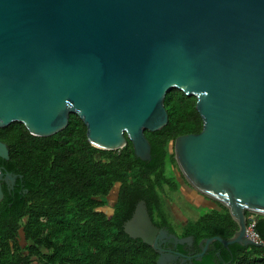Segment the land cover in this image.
<instances>
[{"label": "water", "instance_id": "95a60500", "mask_svg": "<svg viewBox=\"0 0 264 264\" xmlns=\"http://www.w3.org/2000/svg\"><path fill=\"white\" fill-rule=\"evenodd\" d=\"M173 88L197 96L204 120L176 138L179 167L239 224L203 238L197 256L215 240L263 244L247 235L246 210L264 214V0H0V128L18 120L50 135L76 112L93 145L130 138L151 159L145 130L168 123ZM18 176L0 166V201ZM124 228L159 252L156 264L181 254L164 240L194 241L157 225L144 199Z\"/></svg>", "mask_w": 264, "mask_h": 264}, {"label": "trees", "instance_id": "16d2710c", "mask_svg": "<svg viewBox=\"0 0 264 264\" xmlns=\"http://www.w3.org/2000/svg\"><path fill=\"white\" fill-rule=\"evenodd\" d=\"M197 100L180 88L167 91L169 121L157 130H145L152 146L151 159L146 160L135 154L130 138L120 148L93 145L87 124L76 112L66 127L50 135L33 134L18 120L1 127L10 157H0V166L19 176L14 187L3 183L0 264H156L159 252L142 238L131 237L124 223L144 199L153 221L177 233L166 192L181 186L174 172L180 168L176 138L203 128ZM206 197L217 205L177 233L193 235L197 247L205 237L230 238L239 228L224 203ZM246 214L248 225L250 215H256L255 230L264 239V214ZM209 249L210 256L196 264H213L218 250L219 264H264V243L225 246L215 240Z\"/></svg>", "mask_w": 264, "mask_h": 264}, {"label": "rangeland", "instance_id": "374dc122", "mask_svg": "<svg viewBox=\"0 0 264 264\" xmlns=\"http://www.w3.org/2000/svg\"><path fill=\"white\" fill-rule=\"evenodd\" d=\"M179 169L178 167H174V172L177 178L180 179L181 186L175 191L167 190L166 192L169 215L177 227L178 234L184 228L185 223L197 219L201 214L209 212L213 206L217 205L212 199L207 198L205 194L187 183L184 177L181 176ZM111 198L113 199V195H111ZM106 209L109 210L110 208L106 207Z\"/></svg>", "mask_w": 264, "mask_h": 264}, {"label": "flooded vegetation", "instance_id": "af4514ba", "mask_svg": "<svg viewBox=\"0 0 264 264\" xmlns=\"http://www.w3.org/2000/svg\"><path fill=\"white\" fill-rule=\"evenodd\" d=\"M13 187H14V185H13ZM110 201H109V204H111ZM106 207H109V206L107 205ZM160 227L161 228L162 227L167 228L166 226H160ZM211 244L212 243H210V245ZM210 245L207 248V250L205 251V253L203 255H201L200 257H198L197 253H199L202 249V247L200 246V243H199V247H197L195 245V241H193V243H186V244H176L174 241L169 240V239L163 241V246L166 248V250L168 252L172 251V252L181 253L177 257V259L169 260L167 262V264H196L197 260H203L204 261L207 259V257H205V255H209ZM219 254H220L219 250L216 252V254H213V264H219V262H218V260L220 258L218 256Z\"/></svg>", "mask_w": 264, "mask_h": 264}, {"label": "built area", "instance_id": "2783aa9c", "mask_svg": "<svg viewBox=\"0 0 264 264\" xmlns=\"http://www.w3.org/2000/svg\"><path fill=\"white\" fill-rule=\"evenodd\" d=\"M250 224L247 228V235L250 236L252 239L256 240L257 242L264 243V239L261 237L259 232L255 230V223H256V215L251 214L250 215Z\"/></svg>", "mask_w": 264, "mask_h": 264}, {"label": "clouds", "instance_id": "9594fccd", "mask_svg": "<svg viewBox=\"0 0 264 264\" xmlns=\"http://www.w3.org/2000/svg\"><path fill=\"white\" fill-rule=\"evenodd\" d=\"M254 213V212H253Z\"/></svg>", "mask_w": 264, "mask_h": 264}]
</instances>
